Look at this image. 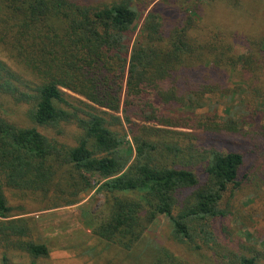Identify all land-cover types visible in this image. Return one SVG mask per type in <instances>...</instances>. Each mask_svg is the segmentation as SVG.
Instances as JSON below:
<instances>
[{
	"label": "trees",
	"instance_id": "obj_1",
	"mask_svg": "<svg viewBox=\"0 0 264 264\" xmlns=\"http://www.w3.org/2000/svg\"><path fill=\"white\" fill-rule=\"evenodd\" d=\"M133 2L0 0V97L26 106L33 123L0 114L3 264H11L14 253L32 257L31 264L50 255L28 221L13 217L5 188L54 200V207L71 205L94 187L88 174L102 177L98 191L106 196L94 233L122 249L138 245L159 216L194 254L228 233L225 221L219 229L217 222L227 215L225 194L240 186L243 154L204 148L197 140L207 137L198 130L196 138L175 140L173 131L133 121L157 122L162 101L180 102L179 84L191 90L190 107L201 100L206 88L198 86L205 83L203 64H211L206 53L215 48V36L194 34L195 25L182 20L169 29L166 17L151 10L134 40ZM226 45L218 46L222 58ZM66 184L69 189L59 191ZM227 252L228 264H264L263 254ZM151 264L199 263L162 246Z\"/></svg>",
	"mask_w": 264,
	"mask_h": 264
},
{
	"label": "rangeland",
	"instance_id": "obj_2",
	"mask_svg": "<svg viewBox=\"0 0 264 264\" xmlns=\"http://www.w3.org/2000/svg\"><path fill=\"white\" fill-rule=\"evenodd\" d=\"M133 5L138 12L134 40L151 10L166 17L169 29L182 20L195 25L194 34L204 30L211 39L215 36V48L213 45L206 53L211 64L202 63L205 83L198 87H202L200 91L206 88V93L201 94V100L196 102L194 98L190 107L187 101L191 90L179 84L180 102L162 101L157 122L144 123L139 116H133V121L173 131L170 133L175 140L180 136L196 138L203 132L206 140L197 141L204 148L243 154L240 186L225 194L227 215L217 222L219 229L220 222L225 221L228 233L218 236L213 247L194 254L174 239L169 219L159 216L138 245L131 251L122 249L99 238L93 230L105 215L106 196L98 191L102 181L99 174H88L94 187L79 192L77 202L71 205L54 207V200L5 188L13 217H24L34 230L33 237L49 246V257L39 260V264H151L162 246L199 264H228L224 257L230 250L249 256L263 254L264 258V0H134ZM224 42L228 45L226 58L218 48ZM0 58L4 59L1 50ZM205 59L204 55L202 60ZM202 102L203 106H195ZM26 112V106H15L10 99L0 97V114L21 125H33ZM123 121L127 140L132 144L130 124ZM38 128L54 134L42 126ZM61 189L69 188L66 184L59 186ZM31 261L32 257L25 253L10 254L11 264Z\"/></svg>",
	"mask_w": 264,
	"mask_h": 264
}]
</instances>
